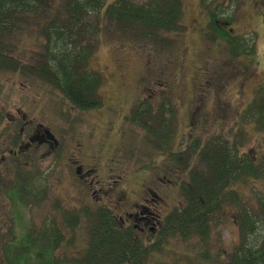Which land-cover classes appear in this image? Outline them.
I'll list each match as a JSON object with an SVG mask.
<instances>
[{
    "label": "rangeland",
    "instance_id": "1",
    "mask_svg": "<svg viewBox=\"0 0 264 264\" xmlns=\"http://www.w3.org/2000/svg\"><path fill=\"white\" fill-rule=\"evenodd\" d=\"M110 1L107 0L104 7ZM182 1L184 32L168 34L160 39L162 42L167 39L173 40L174 44L169 48L160 47L157 42L154 43L139 36L122 34L108 24L101 17L102 14H99L98 25L101 26V34L99 42L94 46L93 56L90 57L87 68L103 76L104 80L99 89L102 104L100 103L99 110L95 108L82 113L76 122L72 117L71 105L56 89L41 81L40 73H37V69L40 72V29L31 21L32 26H24L15 31L11 37L0 42L4 46L2 53L6 55L5 57H13L23 64L18 70H0V155L7 156L9 150L6 146L7 141H3V138L13 137L12 130L7 131L3 119L5 120L7 115L15 116L13 113L15 109H23L28 112L30 118H36L40 122V108H42V123L57 137L79 138V131L88 129L84 127L87 123L92 126V138L106 137L110 143V146L100 153L99 145L95 142H93L95 146H90L85 141H58L59 144L54 149H45L41 163L39 152L36 162L30 165L29 163L17 165L10 163V160L0 164V264L3 257V245L10 239L16 241L22 238L29 228L28 225L38 229L54 225L60 231L62 230L66 238H74L69 248L61 246L56 252L57 257L64 261L62 264H68L67 261L70 262V259L82 250L90 225L84 221L77 229L70 232L63 229L65 217L75 215V210L80 214L84 212L90 214L91 211L89 208L85 209L84 207L88 206L84 204L92 202V206H95L99 202L97 199L100 200L104 194L93 200L87 197L86 200L85 193L88 195L90 191L93 192L100 187L113 193L122 191L128 196L129 201H133L140 199L144 194L145 186L149 185L153 192L150 198L155 200V203L157 200L155 205L160 214L161 224L164 223L166 216L175 207L183 204L179 185L184 180L186 182L188 180L185 167L193 169L197 164L195 155L190 152L191 145L195 141H191L188 148V141H183L185 134L189 133L191 137L198 138L204 143L212 138H224L232 144H237L240 155L245 154L251 159L262 155L264 136L255 129L253 124L244 123V115L241 114V118H236L238 115L235 108L239 106L236 93H232L228 110L224 112L222 109H216L214 94L210 92L211 90H207L208 95L201 113L193 114L192 99L196 94L194 83L202 82V78L197 76L198 69L204 67L209 70L205 74L206 79L210 77L214 80L217 79L213 77L216 67L228 69L227 66L232 61L228 60L229 56L223 49H219L218 45L216 47L215 44L210 45L204 36L200 39L197 35V31L206 25V18L198 0ZM216 1L220 4V9L224 10L227 21L228 17H231L230 22L225 20L220 22L221 26L226 30H232L230 35L246 36L247 39L252 40L253 47L257 50L258 58L252 59L250 64L246 63L249 60L244 62L239 60V65L245 63L251 66V72L254 70L242 94L243 97L250 99V94L255 89L252 88L253 83L261 85V82H264V0H240L233 5L226 0ZM196 48L200 49L197 50V54ZM153 81L160 85L168 84L167 92L169 96H172L174 110H176L173 141L170 143L169 151L175 152L181 144L185 145L183 153L188 151L181 156L174 155L178 160L175 159L172 163L174 170L172 175L167 174L171 163L170 156L153 149L151 141H148L147 134L145 136L142 128L136 127L134 133V137L142 136V140L129 141L128 149L126 150L125 147L121 152L125 158L122 159L118 157L120 152L116 147V135H112L115 129L120 128L119 123L115 121L114 129L106 136L97 126L104 117L101 114L105 115V111H109L107 107L113 106L119 111H125L135 88L145 89ZM112 114L113 112L110 111V115ZM138 131H143L144 134L140 135ZM130 135L132 136L133 133L130 132ZM86 148L91 153L97 154L100 159H94L92 164L84 163V170L91 167L97 171L90 173L88 179L92 181L91 184L89 180L82 182L78 180V184L75 185L73 161L89 160L86 157L87 153L81 152ZM104 158L109 162H105ZM110 163L114 166L111 167ZM96 164L100 165V170ZM139 165L145 170L135 171ZM110 168L112 173L108 172ZM145 171H149V175L144 173ZM23 175L27 179L39 178L36 184L40 190V194L37 195L39 201L36 203V199L31 198L30 205L27 207L13 206L14 202L7 189L13 184L16 176ZM138 175H141L140 178L137 177ZM94 179L106 181L105 185L96 184ZM167 180H170V183ZM248 186H243L239 191L244 202L243 207L258 211L260 207L257 196L259 193L264 196V180H255ZM74 202H77L76 205L79 207H75ZM144 204L151 208L148 204ZM237 211L238 208L233 206L222 211L220 219L217 218L216 222L211 223L207 242L203 243L195 237L185 242L169 238L163 245L159 244L162 245L161 249L155 251L145 264L224 263L228 254L239 242V230L234 221ZM80 218L84 217L80 216ZM157 229L159 230L160 227L158 226Z\"/></svg>",
    "mask_w": 264,
    "mask_h": 264
},
{
    "label": "trees",
    "instance_id": "2",
    "mask_svg": "<svg viewBox=\"0 0 264 264\" xmlns=\"http://www.w3.org/2000/svg\"><path fill=\"white\" fill-rule=\"evenodd\" d=\"M226 1L233 5L240 0ZM106 2L0 0V42L24 26H37L41 42L40 72L37 69L40 79L79 108H93L102 102L99 89L104 80L101 74L87 68L101 34L99 14L122 34L139 36L164 48L172 47L174 41L167 39L162 42L161 37L184 32L182 0H111L104 7ZM198 2L206 18L204 37L209 43H225L224 52L235 55H238L235 52L253 51L252 40L246 36L230 35L221 26L220 22H230L231 17L227 21L216 0ZM241 42L248 45L237 50L236 45ZM3 48L0 44V70H18L23 66L13 57H5ZM145 105L154 106L148 102ZM158 105L162 111L134 110L131 116L133 123L145 130L148 139L156 140L151 141L153 149L164 151L174 135L176 110L169 98ZM249 107L243 114L244 123L253 124L264 136V88L258 89ZM200 144L201 141H195L190 151L195 155L196 167H185L188 180L179 185L183 204L166 216L153 245L143 246L138 240H129L124 236L128 231L121 229L104 209L86 213L84 218H80L77 212V215L65 217L63 229L73 232L84 221L90 227L82 250L67 263L145 264L169 238L185 242L195 237L203 243L207 242L211 223L220 219L223 210L233 206L238 208L234 221L239 230V242L222 264H264V196L260 193L257 196L260 209L255 211L243 207L239 192L249 182L264 180V152L259 158L251 159L245 154L240 155L237 144L230 141H209L202 148H199ZM174 155L171 163L177 159ZM38 180V177L27 179L24 175L16 176L7 189L13 206L27 207L31 198L36 199V203L39 201ZM28 227L22 238L16 241L10 239L3 245L1 264L64 263L56 252L61 246L69 248L74 238H66L62 230L54 225L40 229L33 225Z\"/></svg>",
    "mask_w": 264,
    "mask_h": 264
},
{
    "label": "flooded vegetation",
    "instance_id": "3",
    "mask_svg": "<svg viewBox=\"0 0 264 264\" xmlns=\"http://www.w3.org/2000/svg\"><path fill=\"white\" fill-rule=\"evenodd\" d=\"M229 33H232V30H228ZM205 34V27L203 26L197 31V35L201 39ZM210 45H213L214 43H209ZM208 45V44H207ZM218 45L219 49L224 50L225 43L217 42L215 43V47ZM248 44L246 43H239L236 45V49L240 50L244 47H246ZM199 48H196L195 53L197 54ZM192 51V50H191ZM234 53V52H233ZM238 53V55L226 53V55L229 56L228 60L232 61L230 62L228 69H224L222 67H216L213 75V77H216L217 79H212L210 77H207L206 79V72H209V70H206L204 67L201 69H198L197 76L202 78V82L198 81L194 83V86L196 90V94H194V97L192 99V111L194 115L200 114L203 108V104L206 100V97L208 95L207 90H211L210 92L214 94V98L216 99V109L217 110H228V107L230 105V97L232 96V93H236L239 101L238 108H235L237 117L241 118V114L243 115L250 107L251 102L253 101L256 92L260 87L264 88V82H261L260 84H257L256 82L253 83L252 88L254 87V91L252 94H250L251 98L247 99L246 97H243V93L245 91V86L247 81L249 80V77L251 76V66L246 65L245 63L242 65H239V60L244 62L245 60H249L246 63L250 64V61L252 59L258 58L257 50L253 47L252 52H235ZM227 64V63H226ZM205 69V70H204ZM209 76V74L207 75ZM233 79V80H232ZM42 81V79H40ZM250 81V80H249ZM168 91V84L165 83V85L157 84L156 81H153V83L146 87L145 89H140V87L135 88L133 94L130 97V101L128 102V107L125 111H119L117 108L113 106L107 107L109 111H105L101 114V116H104L101 121L97 124L99 128L102 129V134L106 136L108 133L110 134L111 130L114 129L113 125L115 124V121L119 123L120 128L115 129L112 135H116L117 144L116 147L118 149L119 156L122 159H125L124 156L121 154L122 151H124V148L126 147V150L129 147V141L134 140H142L141 137H134L135 128L139 127L133 123L132 119L134 118L131 116L132 112L134 110L139 111H162L161 107H159L158 104L164 102L167 98L173 101L172 96H169ZM148 92V94H146ZM64 100H66L71 106L70 109L72 111V117L74 121H78L79 117L82 113H85L89 110L95 109L99 110L100 104H96L93 108H87L82 109L79 108L77 105H75L70 99H66L63 95H61ZM153 103L154 106L147 107L146 103ZM102 104V102H101ZM103 108V107H102ZM41 111L42 108H40V122L36 118H30L28 116V112H25L23 109H15L13 117L11 115H7L5 121V125L7 126V131L11 132V135L13 137H4L3 141H7L6 146L9 147L7 156H4L3 154L0 155V164L5 163L6 160H10V163H15L17 165H30V163L36 162L37 160V154L40 152V163L41 160L44 158V153L46 148H55L58 146V141H85L86 144H89L90 146L97 144L99 145L98 152L102 153L108 146H110L109 139L106 137H96L95 139L91 137L92 132V126L91 124H85L84 127L88 129H84L83 131H79V138H68L66 139L63 137H57L55 133H53L48 127H46L42 121H41ZM110 111L113 112L112 115H110ZM102 112V111H101ZM204 114H202V117ZM237 122V120H236ZM131 126V127H130ZM144 130V129H142ZM145 131V130H144ZM130 132L133 133V135H130ZM145 136H146V132ZM143 131H138V134L143 135ZM187 135V137H186ZM136 138V139H135ZM146 140V139H145ZM228 141L226 139L221 138H212L208 141ZM104 141V143L102 142ZM148 141H156L152 140L151 138L148 139ZM167 141V139H166ZM168 141H173V138H170ZM183 141H188L187 145L190 148L191 141H201L198 138L191 137L188 134H185V138ZM95 142V144L93 143ZM81 145V144H80ZM193 145V144H192ZM191 145V147H192ZM204 145V142L201 141L200 147L202 148ZM40 149V150H39ZM170 145L165 148L163 152L165 155L170 156V159L173 154H179L185 150V145L181 144L179 145V148H176V151L174 150L169 151ZM189 150V149H188ZM131 151V150H129ZM127 151V152H129ZM83 153H87V158L89 160L73 161V172L76 175V183L82 181H88L90 173L97 171V169H93L90 167L88 170H84V163L92 164V161L94 159H100V157L97 154L91 153L87 148L84 149V151H81ZM50 154V152H49ZM133 155L135 156V152H133ZM112 160V159H111ZM12 161V162H11ZM105 162H109L106 158H104ZM135 161V160H134ZM136 162V161H135ZM95 164V163H93ZM111 164V167L114 165ZM96 167L100 170V165L96 164ZM172 163L169 164V173H174V170L172 169ZM145 170L141 165L138 166L137 170ZM108 172L112 173V169L110 168ZM149 171H145L147 175ZM143 174V173H142ZM172 175V174H171ZM96 176V175H95ZM141 175H138L139 177ZM140 178V177H139ZM96 184H100L102 186L105 185L106 181L103 180H96L94 179ZM90 181V180H89ZM92 181H90L91 184ZM167 182L170 183V180H167ZM250 182L248 183V185ZM247 185V186H248ZM250 187V186H248ZM251 189V188H250ZM148 191V193H147ZM99 193L98 195H96ZM104 196L102 197V195ZM153 194L151 189L149 188V185L145 186L144 194L143 196L138 200L129 201L128 196L122 192H109L108 190H105L103 187H100L99 189L94 190L93 192L90 191L87 195L85 193V199L87 200V197L90 199H96L99 197H102L98 203L95 204V206H92L91 204H84L88 207H84L85 209L92 212L93 210H96L98 208L106 210L105 213L111 215L112 218H114L118 224L120 225L121 229L127 230V234H124L129 240L135 239L140 241L143 246H151L155 243L157 238V232H158V226L161 227V219L160 214L157 211V206L155 205V200H151L150 195ZM73 204L75 207H79L76 205L77 202H74ZM148 204L151 208H148L145 206V204ZM83 205V204H82ZM92 206V208H91ZM77 215L76 210L74 211ZM84 214H80V216L83 217ZM108 215V216H109Z\"/></svg>",
    "mask_w": 264,
    "mask_h": 264
}]
</instances>
